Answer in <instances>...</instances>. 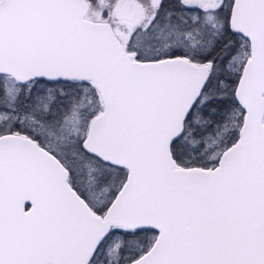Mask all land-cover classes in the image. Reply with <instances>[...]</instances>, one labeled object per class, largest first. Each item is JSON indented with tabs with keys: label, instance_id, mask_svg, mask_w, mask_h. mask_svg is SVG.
Masks as SVG:
<instances>
[{
	"label": "snow or ice",
	"instance_id": "1",
	"mask_svg": "<svg viewBox=\"0 0 264 264\" xmlns=\"http://www.w3.org/2000/svg\"><path fill=\"white\" fill-rule=\"evenodd\" d=\"M0 264H264V0H0Z\"/></svg>",
	"mask_w": 264,
	"mask_h": 264
}]
</instances>
